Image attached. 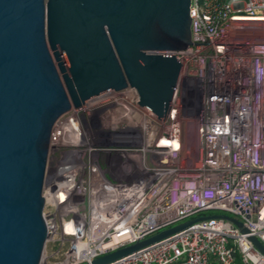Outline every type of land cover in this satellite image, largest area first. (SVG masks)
I'll list each match as a JSON object with an SVG mask.
<instances>
[{
  "label": "built area",
  "instance_id": "2783aa9c",
  "mask_svg": "<svg viewBox=\"0 0 264 264\" xmlns=\"http://www.w3.org/2000/svg\"><path fill=\"white\" fill-rule=\"evenodd\" d=\"M191 17L192 44L172 52L182 69L165 120L128 86L56 121L41 264L92 262L200 216L109 264H264L250 239L264 244V0H192ZM186 116L197 122L195 161Z\"/></svg>",
  "mask_w": 264,
  "mask_h": 264
},
{
  "label": "water",
  "instance_id": "95a60500",
  "mask_svg": "<svg viewBox=\"0 0 264 264\" xmlns=\"http://www.w3.org/2000/svg\"><path fill=\"white\" fill-rule=\"evenodd\" d=\"M191 3L0 0V264L42 263L51 135L72 106L132 86L142 106L166 119L182 69L172 52L192 44ZM207 217L83 264H109ZM250 239L264 253L261 240Z\"/></svg>",
  "mask_w": 264,
  "mask_h": 264
},
{
  "label": "rangeland",
  "instance_id": "374dc122",
  "mask_svg": "<svg viewBox=\"0 0 264 264\" xmlns=\"http://www.w3.org/2000/svg\"><path fill=\"white\" fill-rule=\"evenodd\" d=\"M183 141L189 161H195L198 154L200 139L198 136L197 122L192 117H184L183 119ZM54 249L59 247L55 244ZM51 248V247H50Z\"/></svg>",
  "mask_w": 264,
  "mask_h": 264
},
{
  "label": "trees",
  "instance_id": "16d2710c",
  "mask_svg": "<svg viewBox=\"0 0 264 264\" xmlns=\"http://www.w3.org/2000/svg\"><path fill=\"white\" fill-rule=\"evenodd\" d=\"M210 264H218L216 261H211Z\"/></svg>",
  "mask_w": 264,
  "mask_h": 264
}]
</instances>
